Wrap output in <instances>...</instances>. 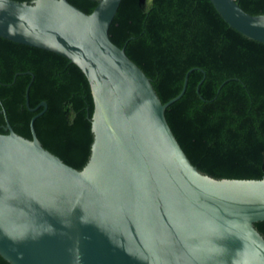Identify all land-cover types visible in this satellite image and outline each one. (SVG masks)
Segmentation results:
<instances>
[{
    "label": "water",
    "instance_id": "obj_1",
    "mask_svg": "<svg viewBox=\"0 0 264 264\" xmlns=\"http://www.w3.org/2000/svg\"><path fill=\"white\" fill-rule=\"evenodd\" d=\"M122 0L89 13L68 0H0V36L59 54L85 75L92 142L76 169L8 123L0 133V256L10 264H264V178H214L173 134L149 77L108 35ZM222 19L264 43V14L210 0Z\"/></svg>",
    "mask_w": 264,
    "mask_h": 264
},
{
    "label": "trees",
    "instance_id": "obj_2",
    "mask_svg": "<svg viewBox=\"0 0 264 264\" xmlns=\"http://www.w3.org/2000/svg\"><path fill=\"white\" fill-rule=\"evenodd\" d=\"M31 1V0H17ZM89 13L98 0H68ZM264 14V0H235ZM109 38L149 77L164 103L183 95L165 117L197 169L214 178H264V43L248 39L222 19L210 0H122ZM33 74V79L30 74ZM32 79V81H31ZM33 123L44 148L81 169L92 142L93 100L82 71L54 52L0 36V133L6 120L31 138ZM264 237V221L254 223ZM0 264H10L0 256Z\"/></svg>",
    "mask_w": 264,
    "mask_h": 264
}]
</instances>
